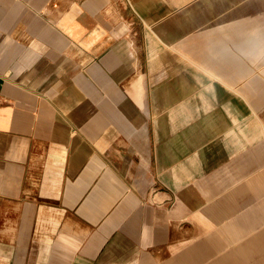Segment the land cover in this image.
I'll use <instances>...</instances> for the list:
<instances>
[{"label":"crops","instance_id":"1","mask_svg":"<svg viewBox=\"0 0 264 264\" xmlns=\"http://www.w3.org/2000/svg\"><path fill=\"white\" fill-rule=\"evenodd\" d=\"M0 264H264V0H0Z\"/></svg>","mask_w":264,"mask_h":264},{"label":"rangeland","instance_id":"2","mask_svg":"<svg viewBox=\"0 0 264 264\" xmlns=\"http://www.w3.org/2000/svg\"><path fill=\"white\" fill-rule=\"evenodd\" d=\"M151 53H152V48H151ZM182 53L184 55L188 56L187 52L182 51ZM202 58H203V56H200V57H194V56L186 57L185 56V60L193 63L194 66L200 67V68H202V70H204V67H203L204 63H203ZM168 60L169 59L167 57V61ZM167 61H165V65L168 64L169 61L168 62ZM151 65H152V69L154 70L155 63H154L153 56H152V60H151ZM137 92L139 94L141 93V88L140 87L137 88ZM153 94H154V91L152 89H149L148 90V100H147V114H148L149 124L153 125V127H154V124L157 122L156 121L157 120V116H159V113H160L159 112L160 108L158 107V104H157L156 100H153V98H154ZM160 105H161V107L164 108V112L169 110L168 102H165L164 105L163 104H160Z\"/></svg>","mask_w":264,"mask_h":264}]
</instances>
